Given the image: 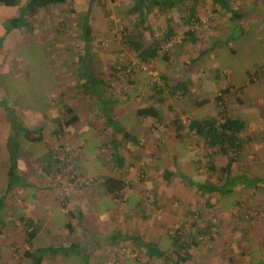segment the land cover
I'll use <instances>...</instances> for the list:
<instances>
[{"label": "crops", "instance_id": "0c3cea01", "mask_svg": "<svg viewBox=\"0 0 264 264\" xmlns=\"http://www.w3.org/2000/svg\"><path fill=\"white\" fill-rule=\"evenodd\" d=\"M107 1L110 7L122 5L116 12L125 15L130 13L133 5L131 0ZM96 2L88 0L85 16L91 7L94 10L91 5ZM199 3L200 0L178 2L168 12L182 14L186 7L199 6ZM249 5L238 8L249 13L239 22L237 33L240 38L246 36L250 27H260L264 20L263 16L255 15V12H263L264 6L257 2ZM152 11L164 9L154 7ZM196 11L200 13L201 10L197 7ZM9 18L0 22L5 30ZM248 18L249 22L244 26ZM201 24V20L190 25L181 22L179 29L198 28L204 23ZM171 26L175 28L172 22ZM143 27L145 25L140 29ZM18 29L4 33L3 54H0V264H34L26 253L34 254L38 248L56 250L45 253L40 264H69V255L74 256L76 250L86 253L81 259L83 263L78 264H169L166 257H171L175 251L173 238L177 233L189 235L196 232L194 229L204 228L214 235L215 250H206L209 246H202V242L193 245L188 249L192 259L184 264H264V196H257L259 190H250L255 197L249 203L253 211L248 216L243 214L239 204L227 207L232 199H222L218 192L207 196L180 175L202 183L220 182L219 169L228 163L229 155L207 148L204 139L190 131L188 124L193 119L221 115L222 107L216 100V93L221 89L240 86L238 96L232 89L226 93L229 100L225 99L224 108L229 116L245 121L243 138L249 129L253 133L262 129L264 98L260 94L264 93V86L262 82L258 85L249 82L248 68L244 79L236 78L233 73L231 79L214 87L210 85L208 73L193 75L180 68L174 85L184 82L187 89L172 91L175 97L178 94L181 97L175 98L177 101L171 98L167 108L161 102L163 92L149 84L145 72L135 74L136 78L127 77L128 84L122 90L124 94L114 96L113 84L95 67L93 54L89 67L90 73L97 78L94 85L89 86L77 69L75 93L66 95L65 86L61 85L64 83L61 76L65 77V74L57 73L55 83L59 89L47 91L45 103L21 104L12 96L17 90L9 87L18 81L20 71L15 67V74L8 72V64H12L15 55L6 51L13 45L12 37L16 39ZM158 57L149 62L158 61ZM163 74L165 81L171 79L164 68ZM4 77L8 78L6 86ZM80 86L91 90L81 94ZM204 99L207 102L202 103ZM150 107L156 109L158 117L137 114L138 109ZM73 114L77 115V121L71 120ZM178 114L182 115L179 117ZM183 115L189 120H184ZM67 120L70 122L68 126L64 125L63 133L56 134L58 124ZM39 128H42L40 139L34 140V134H28L27 130ZM117 128L123 131L119 132ZM40 142L43 143L40 151L29 148V143ZM209 159L218 168L213 175L207 168ZM58 160L64 162L59 164ZM131 160L142 161V178L138 179V172L128 171ZM236 164L238 161L232 165L234 172H248L245 168H237ZM252 164L258 165L254 161ZM72 172L77 175V181L67 175ZM93 176L97 181L88 184L87 178ZM254 177L262 179L260 184L264 186L262 171ZM108 178L122 180L125 187L109 192L105 186ZM218 205L221 214L205 217L208 210L212 211ZM194 209L198 210L199 219H190L187 214ZM204 210H207L206 214H202ZM26 220L32 221L36 231L30 245L26 243ZM148 243L153 247L150 248ZM247 245L253 256L242 262L241 253ZM156 248L165 255L158 254ZM223 253L225 262L221 259Z\"/></svg>", "mask_w": 264, "mask_h": 264}, {"label": "rangeland", "instance_id": "374dc122", "mask_svg": "<svg viewBox=\"0 0 264 264\" xmlns=\"http://www.w3.org/2000/svg\"><path fill=\"white\" fill-rule=\"evenodd\" d=\"M27 2L28 0H18V3L11 7L1 4L0 22H2L5 17L12 18L19 16ZM231 2L237 9L245 5L250 6V3L255 4L256 2L264 6V0H231ZM110 6L107 0H98L94 5V10L90 17V24L93 29L90 37V47L96 60L93 64H95V67L99 68L103 72V75H106L107 80H110L111 84H113L114 96L124 94L122 90L124 86L128 84L127 77L136 78L137 76L135 74H142L145 72L148 76L149 84L153 87L160 88L163 92L161 95V102L168 108V106L171 105L169 103L171 98L173 101H177L175 98L181 97L179 94L175 97L172 93V86L175 83V79L178 78L176 74L181 73V70H179L180 68H182L184 72H188V74L193 73V75L194 73H208L211 76L210 85L212 87L218 86L224 80L228 81L231 79L233 73L236 78L244 79L245 69L248 68L250 70L255 68L260 71L262 70L263 74L259 77L254 75L253 83L258 85L262 82L261 84L264 86V20L262 25L257 29H251L250 27L247 30L248 32H246L248 35L242 38H240L239 35L237 36L238 33L233 29L234 33H237L235 34L237 38L236 40H232V37L228 38L232 26L229 14H223L224 11L222 9L220 12L218 6L212 4L211 0H200L198 7L201 11L199 17L202 24H204H201L202 27L199 26L196 28L199 40L196 43H184L182 39L185 29H179L181 22L183 23L182 17L184 14L181 15L173 11H152L148 15L147 24L152 27L154 36L148 30L138 29L140 40L148 44L153 41L154 38L159 40L162 39L168 25L167 20H171L173 26L176 28H174L176 33L170 41L162 44L158 61L156 59L155 61L142 63L136 54V50L124 41L127 32L136 30L135 23L137 21V16L131 13H127L126 15L124 13H117L116 11L119 10L122 5ZM86 9L88 10V0H69L66 4H58L53 7L40 9L31 19L34 26L32 31L26 28L18 29L16 39L12 37L13 45H16H11L6 49L7 52L15 55L12 64H8V72L12 75L15 74V67L20 71L17 73L18 81H14V83L9 86L17 90L12 94L14 99L20 101L21 104L36 105L38 103H45V93L49 90L59 89L55 83L57 73L65 74V77L64 75L61 76L64 81L61 85L65 86V94L75 93L73 87L76 80L74 77L75 71L77 74V69H79L80 72H85L86 69H90L89 65H85L87 62L84 61L85 41L83 40L82 30L80 28V23L86 14ZM255 15L260 17L263 16L262 18H264V11L261 13L255 12ZM245 21L244 26H247L249 18ZM4 33H6V30L3 24L0 25V39ZM253 34H255V36H253ZM219 39L221 40L218 41ZM216 40L218 41L217 46L213 45ZM225 41L228 42V44H226ZM17 43H20V46ZM17 45L19 48H17ZM164 52L170 56L167 62L162 59V54ZM177 53L180 55H177ZM0 54H3L2 47L0 49ZM182 64H184L183 67ZM163 68L170 75L171 79L169 78V81H165V78L162 76L164 75ZM111 71L113 73H111ZM252 73H254V71H252ZM216 74H218L217 78L215 77ZM7 80L8 78H3L4 86H6ZM249 82L252 83L250 79ZM227 87H231V91L233 92L235 89L239 90L240 88L238 85ZM80 88H82L81 94L87 90H91V88L87 89L84 86H80ZM218 93L219 91L216 93V96ZM225 95L223 101H225V99L226 101L229 100ZM260 96L264 98V93L260 94ZM234 98L233 96V99ZM177 104L180 105L178 102ZM119 108L118 106L117 109ZM204 109L203 107L202 110L204 111ZM103 111L106 112L105 109ZM178 115L180 117L182 114ZM183 117L184 120H189V117L185 115H183ZM261 126L262 129L259 128V132L253 133L250 129L245 132L244 139L246 141V147L242 152L243 156L238 159V164L235 165L242 170L245 168L252 176L260 173V171L264 174V157H261L264 153L261 151L264 150V124ZM28 145L30 149L35 148V151H40L43 143H29ZM131 161L129 166H127L128 171L130 173L134 172V174L138 172V179L142 178V161L138 163H135L133 160ZM223 161L224 160H222V164ZM253 161L258 163V165L252 164ZM254 170H258L257 173L253 172ZM67 175L71 179L77 181L75 172L67 173ZM92 178L93 182L91 183L97 181L96 177L93 176ZM257 196H264V189H260ZM236 197L237 199L241 198L242 205H238V207L244 209L243 214H250L251 210L253 211V207H251L249 203L253 200L255 194L251 195L250 190L242 191L237 189ZM195 198L199 200L198 196ZM218 206L214 207L212 211L208 210L209 214L205 217L209 215V217L212 218L217 214H221L222 209ZM197 212L198 210L196 211L194 209L193 212L191 210V212H187V214L189 213L190 219H199L197 217L199 212ZM206 212L207 210H204L202 214H206ZM223 212L225 211L223 210ZM213 242L210 243L206 241L201 245L205 247L209 246L206 250L214 251L215 246H213ZM199 243H201L200 240ZM211 252L212 251H210V255H213ZM85 255V252H78L76 250L74 256L69 255L68 263H83L81 259ZM252 256L253 254L249 251V246H245L244 252L241 253L242 262L248 261ZM221 259L223 262L226 261L224 253L221 255ZM215 264L221 263L215 262Z\"/></svg>", "mask_w": 264, "mask_h": 264}, {"label": "trees", "instance_id": "16d2710c", "mask_svg": "<svg viewBox=\"0 0 264 264\" xmlns=\"http://www.w3.org/2000/svg\"><path fill=\"white\" fill-rule=\"evenodd\" d=\"M115 1V0H110ZM133 2L132 7L130 8L129 12L137 16V21L135 25V29L133 31L127 32L124 41L129 44L130 47L134 48L140 57L142 62H149L151 59L158 57L161 52V47L164 42H168L171 40V38L175 35V29L171 26V21L167 20L168 25L166 28V31L163 35L162 39H153L148 44H145L142 40L139 39V31L141 26L145 25L142 29L150 31V33L154 36L153 29L150 27L148 22V15L152 12V8L159 7L161 9H164V11H168L169 9L174 8L178 4V2H184L186 0H131ZM193 1V0H191ZM213 4L219 6L220 12L221 9L224 11L223 14H229L232 26L231 31L229 34V37H232V40H236L237 33H234L237 28L239 27V22L244 20L247 16H249V13L242 12L232 6L229 0H211ZM18 0H0V5L5 6H14L16 5ZM69 0H28L25 7H23V10L21 11V14L16 17L9 18L6 24V32L9 33L13 29L16 28H26L27 30H33V23L32 18L36 15V13L43 8L47 7H53L58 4H66ZM96 2V0H91V3ZM91 6H94L91 5ZM197 5L188 6L185 9V12L182 14V21L185 25H190L194 21L200 22V15L199 12L196 11ZM199 8V7H198ZM91 9V12H90ZM89 9V12L86 16H84L83 20L80 23V28L82 30V37L85 41V58L84 61L87 62L85 65L91 64L90 58L93 55V52H91L90 47V37L92 35V25L90 24V17L92 13V7ZM261 13V12H260ZM181 14V15H182ZM234 29V31H233ZM196 28H192L189 26L186 30H184L183 34V42H189V43H196L198 42L197 32ZM239 32V31H238ZM241 33V32H240ZM139 34V35H138ZM233 34V35H232ZM242 34V33H241ZM248 34V33H247ZM246 34V35H247ZM235 35V36H234ZM239 34H237L238 36ZM219 39L218 41H220ZM217 40L214 42L213 45L217 46ZM224 42V40H223ZM3 38L0 39V49L2 47ZM226 44L228 42L225 41ZM229 46V45H227ZM234 51V50H232ZM87 54V55H86ZM170 56L164 52L162 54V59L169 60ZM89 68V67H88ZM91 69V68H90ZM90 69H86L85 72H81V74L84 75L85 81L87 84L94 85L97 81V78L93 76L90 73ZM248 77L250 81H254V75L260 76L263 74V71L261 70H254V73L250 70H247ZM182 89L183 92L187 89V84L184 82H176L175 85L172 86V91L174 90H180ZM230 88H226L225 90H220L219 92L222 93L224 96L227 92H229ZM239 90H234V94L237 96ZM224 99V98H223ZM222 97L219 95L216 96L217 103L222 107V112L220 116H207L202 119H193L189 122L188 128L190 131L194 132L195 134L199 135L201 138L204 139L205 146L207 148L217 149L218 152L222 153L223 155H229V161L228 163L220 167V172L222 177H219V184L212 183L210 181H206L205 183L197 182L193 179L188 178L186 175L180 174L189 185L193 187H197L198 190H200L203 194H206L207 196L212 195L214 192H218L220 194V197L222 199H232L231 203H227V207H235L239 204L241 206V198L237 200L236 193L237 189L240 188V190H260L264 189L260 183L263 182L262 179L259 177H254L250 175L248 172H234L232 169V165L235 161H238V159L241 158L242 152L244 151L246 147V141L241 136L242 131L245 129L246 123L243 120H240L236 117H231L227 114L225 104L226 102L223 101ZM203 102H207V99L202 100ZM201 103V102H196ZM9 112H12L10 108H7ZM67 112L71 113V109H68ZM13 113V112H12ZM137 114L139 116H155L158 117V113L155 108H140L137 110ZM14 118V115H13ZM78 120V117L76 114H73L71 120ZM14 121V120H13ZM70 120H67L65 123H59L55 133L61 134L63 133V127L64 125L68 126ZM179 123V122H178ZM119 129V132H122V128ZM178 129L181 130V125H178ZM42 128L39 129H33V130H27L28 134L33 133L35 138L34 140H39L41 135ZM124 135L127 136V133ZM210 163L207 166L209 170H211L212 175L218 170V168L212 163V161L209 159ZM58 160L59 164H62ZM67 163V162H66ZM57 164V165H59ZM56 165V166H57ZM215 171V172H214ZM166 175H170L169 172H166ZM168 178V177H167ZM105 186L107 187V190L111 193H113L115 190L120 191L125 187V182L119 179L115 178H108L105 180ZM208 201V200H207ZM209 205L211 204L210 201L207 202ZM243 207V206H242ZM242 211L244 210L241 208ZM24 220V219H23ZM26 225V243L31 244L32 240L35 236V228L33 227V223L31 220L24 221ZM192 224V223H191ZM193 226V225H192ZM196 232L191 233L189 235H182L177 233V235L173 238L174 244H175V251L171 254L172 256H167V262L169 264H184L187 261L192 259V254L189 252V248L193 245H198L199 243V237L200 234H204L208 239L207 241L212 243L215 239L214 235L211 231H208V228H204V230L194 229ZM210 235V236H208ZM149 247L152 248L153 245L148 243ZM56 252L55 249H48V248H38L36 249V252L34 254L26 253L29 255L33 261L34 264H40L44 258L45 253L47 252ZM155 251L160 254L161 256H164L165 253L162 251H157V248Z\"/></svg>", "mask_w": 264, "mask_h": 264}, {"label": "built area", "instance_id": "2783aa9c", "mask_svg": "<svg viewBox=\"0 0 264 264\" xmlns=\"http://www.w3.org/2000/svg\"><path fill=\"white\" fill-rule=\"evenodd\" d=\"M218 95H219L220 97H222V99L224 98V96L222 95L221 92H219ZM89 179H90V180H89ZM87 180H88V184L91 183V182H93V178H87ZM147 203H148L147 206H149V205H150V201L148 200ZM199 240H200L202 243H205V242L207 241V238H206V236H205L204 234H200Z\"/></svg>", "mask_w": 264, "mask_h": 264}]
</instances>
